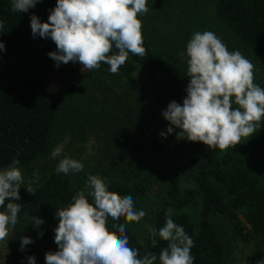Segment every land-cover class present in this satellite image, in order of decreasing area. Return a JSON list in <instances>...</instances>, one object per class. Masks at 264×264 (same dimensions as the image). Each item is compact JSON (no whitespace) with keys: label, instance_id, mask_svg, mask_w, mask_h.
I'll use <instances>...</instances> for the list:
<instances>
[{"label":"trees","instance_id":"obj_1","mask_svg":"<svg viewBox=\"0 0 264 264\" xmlns=\"http://www.w3.org/2000/svg\"><path fill=\"white\" fill-rule=\"evenodd\" d=\"M55 5L56 0H42L20 13L12 11V0H0L3 25L0 41L5 46L0 51V169L19 160L17 167L25 178L20 188L21 199L11 201L21 204L14 227L16 233L24 234L30 223L34 224V218H42L44 223L35 227L36 248H41L46 238L54 239L58 226L56 211L84 190L89 175H99L108 183L109 191L131 196L135 208L146 212L144 234L140 237L130 222L125 224V234L129 246L138 249L141 257L155 254V264H160L159 253L167 247V242L156 236L153 247V237L146 225L158 231L167 216L192 238L194 264H227L226 246L218 231L220 219L229 220L246 242L264 240V118L252 137H244L235 147L223 151L184 138L192 170L189 183L172 176L161 185L155 198H149L152 175L136 165L140 155L135 148L132 154L124 153L122 158L114 156L118 163L111 171L83 168L66 175L57 173V167H35L53 146L63 121L66 90L71 86L98 82L97 87L106 88L103 100L111 101V105L119 103L118 111L125 115V123L113 118L110 126L126 135L127 143L151 147L158 142L161 127L170 125L163 111L172 101L183 104L190 83L187 67L157 52L144 33L146 55L141 59L129 53L117 74H112L104 63L91 71L81 70L82 66L73 62L57 68L48 55L56 51L55 43L50 37L34 38L30 26L33 14L46 22ZM214 17L224 24L242 49L264 57V0H215ZM104 75L110 78L109 82L100 78ZM53 81L59 85L52 86ZM117 86L123 89L122 94L115 93ZM140 112L143 119L147 116L145 121H139ZM172 127L175 132L180 131ZM29 182L35 189L34 195L25 189ZM87 198L93 202L91 196ZM114 223L119 226L125 221L109 218V231H116L112 227Z\"/></svg>","mask_w":264,"mask_h":264},{"label":"clouds","instance_id":"obj_2","mask_svg":"<svg viewBox=\"0 0 264 264\" xmlns=\"http://www.w3.org/2000/svg\"><path fill=\"white\" fill-rule=\"evenodd\" d=\"M40 2L12 0V11L24 13ZM147 3L148 0H56L46 22L35 14L31 16V32L34 38L50 37L55 43L56 51L48 55L57 68L73 62L79 63L81 70L91 71L104 63L112 74H117L129 53L141 59L146 55L142 20L138 16L148 12ZM4 47L0 41V51ZM179 55L183 57L185 53ZM186 55L190 80L187 96L182 105L172 101L163 111V117L170 122L167 132L171 134L174 126L180 130L178 139L201 142L222 151L235 147L244 137H252L264 118V88L254 83L255 65L239 50L229 51L212 31L195 32L187 43ZM62 151L58 145L51 155L55 158ZM19 163L13 160L7 168L0 169V208L4 209L0 211V241L10 235L21 211V204L11 202L21 199L20 188L25 183ZM83 168L80 160L64 157L56 172L67 175ZM31 184L25 189L34 195ZM56 216L54 241L58 250L45 254V264H155L157 260L152 253L141 257L138 249L129 246L125 234V224L138 223L146 212L135 208L131 196L109 191L108 183L99 175H89L84 190L78 191L66 207L58 209ZM109 218H123L125 223H114L116 231H109ZM43 223L42 218H34L37 228ZM146 227L153 237V247L156 236L167 242L159 253L160 264H194V242L170 216L158 231ZM32 242L30 237H22L21 250ZM28 264H36L34 256L28 257ZM258 264H264V260Z\"/></svg>","mask_w":264,"mask_h":264},{"label":"rangeland","instance_id":"obj_3","mask_svg":"<svg viewBox=\"0 0 264 264\" xmlns=\"http://www.w3.org/2000/svg\"><path fill=\"white\" fill-rule=\"evenodd\" d=\"M215 0H148V12L138 16L142 20V33L150 40L157 52L167 57L177 59L187 67L186 46L192 35L199 31H212L227 45L229 51L239 50L255 65V80L259 86L264 85V57L254 55L242 49L236 38L231 36L223 23L214 17ZM184 52L181 57L179 53ZM104 82H109L107 75L100 76ZM94 84H75L66 90L63 121L54 139L51 150L40 158L35 167L56 168L59 160L71 157L80 160L84 168H98L111 171L117 161L114 156L123 157L124 153L132 154L134 148L140 155L136 165L141 170L152 175L149 198H155L161 185L172 176H179L184 184L189 183L191 167L189 163V149L183 139L177 138V133L169 134V124L161 127L164 136L151 147H142L127 143L126 135L118 128L110 126L113 118L125 123L124 113L118 111L119 103L104 101L106 88H99ZM52 86L59 85L53 81ZM115 93L122 94L123 89L118 86ZM115 100V99H111ZM139 114V121H145ZM120 143V145H119ZM63 151L60 156L52 157V151L58 146ZM219 233L226 246L227 264H258L264 260V240L254 239L246 242L235 232L229 220H219ZM144 218L138 223L130 222V227L141 237L144 234ZM24 233L32 239V243L21 250L22 234L12 228L6 240L0 241V264H28V257L34 256L36 264H45L44 255L50 251H57L58 246L54 239H47L39 249L34 242L35 225L30 223ZM25 230V229H24ZM21 238V239H20ZM52 244V245H51ZM37 250H35V249ZM42 254H41V253ZM39 256V257H38Z\"/></svg>","mask_w":264,"mask_h":264}]
</instances>
